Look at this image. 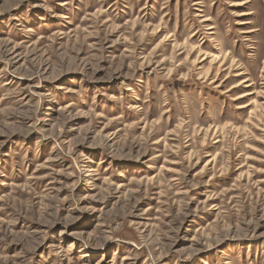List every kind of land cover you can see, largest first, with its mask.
Segmentation results:
<instances>
[{
    "label": "rangeland",
    "instance_id": "obj_1",
    "mask_svg": "<svg viewBox=\"0 0 264 264\" xmlns=\"http://www.w3.org/2000/svg\"><path fill=\"white\" fill-rule=\"evenodd\" d=\"M0 264H264V0H0Z\"/></svg>",
    "mask_w": 264,
    "mask_h": 264
}]
</instances>
